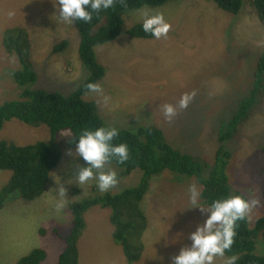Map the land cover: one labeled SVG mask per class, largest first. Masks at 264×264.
Listing matches in <instances>:
<instances>
[{
  "label": "rangeland",
  "instance_id": "374dc122",
  "mask_svg": "<svg viewBox=\"0 0 264 264\" xmlns=\"http://www.w3.org/2000/svg\"><path fill=\"white\" fill-rule=\"evenodd\" d=\"M57 6L56 0H0V103L19 98L20 94L11 73L21 68L20 63L16 57H9L2 46L3 35L11 28L21 27L29 33L30 60L38 75L37 82L27 87L29 91L68 96L90 78L79 57V33L73 24L57 19ZM143 11L164 14L171 25L166 38L130 36L129 31L141 24ZM64 40L68 41V48L53 54L54 45ZM263 54L264 26L248 0H244L238 15L228 14L212 0H170L156 8L144 6L124 14L122 32L116 40L95 48L96 59L106 70L98 83L103 92L87 93L84 100L97 107L107 127L131 132L140 127H156L172 147L198 157L206 165V178L216 164L218 151L229 152L227 174L233 190L261 202L247 216L253 230L257 220L264 217V80L257 82L255 78ZM192 92L195 96L188 107L178 109L176 116L166 121L159 104L175 105L181 95ZM252 95L254 104L248 119L234 138L222 141L226 124ZM47 129L14 120L4 126L0 138L28 145L46 138ZM59 142L63 157L51 174L46 193L33 202L12 196L0 211V264H17L36 248L46 251L44 264H55L65 247L56 233L68 232L70 203L116 194L135 188L142 181L143 173L136 170L118 179L116 186L104 193L98 191L94 179L79 186L74 181V171L77 166L87 165L75 154L74 135L65 130L60 133ZM108 168L117 177L123 171L115 164ZM9 178V172L0 171V190ZM176 179L166 172L151 181L142 203L149 221L143 237L145 252L142 261L134 264H171L172 257L190 245L188 235L207 217L192 208L189 201L188 188L195 185L200 192L199 204L208 207L201 200L202 186L197 179L174 183ZM60 184L67 201L58 210ZM109 217L110 212L101 208L87 213L78 242L79 264H131L112 242ZM255 241L256 254L264 257L262 234H255ZM226 258H217L215 264H225Z\"/></svg>",
  "mask_w": 264,
  "mask_h": 264
},
{
  "label": "trees",
  "instance_id": "16d2710c",
  "mask_svg": "<svg viewBox=\"0 0 264 264\" xmlns=\"http://www.w3.org/2000/svg\"><path fill=\"white\" fill-rule=\"evenodd\" d=\"M170 0H115L112 8L93 13L91 22H74L80 36L79 57L90 72V78L75 92L63 96L57 92L45 90L29 91L27 88L37 82L38 75L30 60V40L26 29L15 27L4 34L3 49L9 57H16L21 68L12 70V77L19 87V98L0 103V132L11 121H18L31 127L46 126V138L33 144L23 145L15 140L0 138V171L9 172L8 182L0 190V211L10 197L17 196L22 200L33 202L41 198L47 191L53 170L63 157V149L59 142L61 132L68 130L78 136L85 129L94 130L107 127L99 115L97 107L84 100L89 93L88 83H99L106 74L105 68L97 61L95 48L116 40L123 27V16L126 12L144 6L159 7ZM219 8L231 15H238L243 8L244 0H212ZM259 21L264 26V0H248ZM9 31H11L9 33ZM130 36L137 39H155L142 31L141 24L135 25ZM64 40L54 45L52 53L59 54L68 48ZM257 82L264 80V54L259 58L255 73ZM254 93V92H253ZM254 96L247 97L239 106L237 113L226 124V132L222 141L234 138L240 126L248 119ZM156 127H140L136 132L118 131L114 143L127 144L129 159L117 164L123 171L118 179L130 176L134 171L143 173L141 183L135 188H127L116 194L105 193L95 195L80 202L70 203L68 213L71 216L66 234L56 235L65 244L55 264H79V239L86 226V215L94 208L110 212L109 221L113 228L111 239L131 264L140 263L143 259L145 246L143 237L149 228L148 217L142 210V203L148 194L153 177L166 172L174 174L178 179L196 178L202 186L201 200L207 206L214 200L225 199L233 195H241L233 190L227 169L231 154L223 149L218 151L216 164L209 176L203 175L201 160L188 153L172 147L162 131ZM171 182L172 179L170 178ZM96 192V188H93ZM235 191V193H234ZM78 192V191H76ZM236 237L227 257L236 256L235 264H264V257L256 254L255 234H262L264 241V217L257 220L255 228H249L247 217L238 222ZM48 255L45 250L36 248L20 258L17 264H44Z\"/></svg>",
  "mask_w": 264,
  "mask_h": 264
},
{
  "label": "clouds",
  "instance_id": "9594fccd",
  "mask_svg": "<svg viewBox=\"0 0 264 264\" xmlns=\"http://www.w3.org/2000/svg\"><path fill=\"white\" fill-rule=\"evenodd\" d=\"M115 0H56L57 19L67 25L82 21L91 22L93 13L108 10L113 7ZM141 28L156 40L166 38L171 25L160 12L143 11L140 13ZM89 93L101 95L103 89L97 83H88ZM195 92L181 95L175 105L159 104L158 109L166 121H171L177 110L186 109L194 98ZM107 98L105 97V100ZM118 130L110 127H98L94 130L85 129L78 136L75 144L76 156L82 158L87 166H77L74 171V181L85 185L91 180L96 181L100 193H104L116 186L118 177L108 165L115 161L123 164L129 159L127 144L114 143ZM60 197L56 207L62 209L65 202V189L57 185ZM189 201L192 208L206 213L207 217L202 225H197L195 231L188 235L190 245L182 247L178 255L172 257L171 264H215L217 258H223L225 252L230 251L236 237L238 222L248 216L252 208L260 205L257 199H248L243 195H233L225 199L214 200L205 208L199 204L200 192L195 185L188 188ZM236 256H229L225 264H235Z\"/></svg>",
  "mask_w": 264,
  "mask_h": 264
},
{
  "label": "bare ground",
  "instance_id": "6f19581e",
  "mask_svg": "<svg viewBox=\"0 0 264 264\" xmlns=\"http://www.w3.org/2000/svg\"><path fill=\"white\" fill-rule=\"evenodd\" d=\"M157 130V129H156Z\"/></svg>",
  "mask_w": 264,
  "mask_h": 264
}]
</instances>
